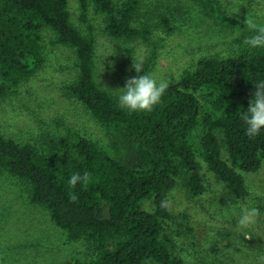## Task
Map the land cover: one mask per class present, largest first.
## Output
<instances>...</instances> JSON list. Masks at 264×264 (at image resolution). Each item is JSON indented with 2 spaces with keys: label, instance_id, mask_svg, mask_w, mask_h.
Masks as SVG:
<instances>
[{
  "label": "trees",
  "instance_id": "16d2710c",
  "mask_svg": "<svg viewBox=\"0 0 264 264\" xmlns=\"http://www.w3.org/2000/svg\"><path fill=\"white\" fill-rule=\"evenodd\" d=\"M118 1L78 0L81 21L88 23L92 5L105 15L104 30L114 40L147 42L161 27L173 31L169 13L160 12L158 22L143 19L141 0ZM193 1L221 24L237 26L218 0ZM88 27L83 33L73 24L69 0H0V99L17 94L42 68L43 32L49 29L56 43L74 49L78 79L69 88L111 139L107 148L69 129L37 147L0 134V175L7 171L29 181L31 203L46 207L69 240L92 243L97 256L76 264H186L167 225L188 234L192 223L161 202L178 185L193 198L202 196L204 164L234 198L250 195L242 172L263 167L264 129L249 138L240 115L250 106L255 83L264 81V48L201 58L171 80L162 103L129 112L97 81L95 37ZM155 56L138 76L149 74ZM85 171L91 182L71 189V175Z\"/></svg>",
  "mask_w": 264,
  "mask_h": 264
},
{
  "label": "rangeland",
  "instance_id": "374dc122",
  "mask_svg": "<svg viewBox=\"0 0 264 264\" xmlns=\"http://www.w3.org/2000/svg\"><path fill=\"white\" fill-rule=\"evenodd\" d=\"M218 2L236 27L207 16L193 0H141L143 19L152 17L158 22V14L166 12L174 28L170 33L163 27L155 30L147 42L109 37L104 30L105 15L92 5L88 23L81 21L78 0H69V8L71 20L81 32L88 33L89 25L93 28L99 85L119 97L126 80L138 77L132 67L134 61L142 62L144 68L153 53L156 56L149 74L170 83L201 58L236 56L248 48L243 41L254 33L247 29L244 20L251 13L259 24H264V0ZM43 35L46 61L42 68L20 86L17 94L0 99V134L41 147L47 139L72 129L109 148L107 131L69 88L78 79L74 49L56 43V36L49 29ZM204 173L207 190L202 196L193 198L178 185L168 198L172 212L185 213L193 227L191 233L185 234L176 224L167 225L178 253L186 264H264V165L256 173L242 172L250 190L246 199L234 198L205 164ZM29 195V181L2 172L0 264H76L97 256L92 243L69 240L50 211L31 203ZM146 207L152 210L148 203ZM241 207L260 210L256 222L244 229L237 226Z\"/></svg>",
  "mask_w": 264,
  "mask_h": 264
},
{
  "label": "clouds",
  "instance_id": "9594fccd",
  "mask_svg": "<svg viewBox=\"0 0 264 264\" xmlns=\"http://www.w3.org/2000/svg\"><path fill=\"white\" fill-rule=\"evenodd\" d=\"M244 25L254 34L245 38L243 43L252 49L264 48V24H259L251 13H248L244 20ZM235 36H239L236 33ZM132 67L137 73L143 70V63H136ZM257 91L250 102L246 112L241 113L240 119L246 125L245 133L249 138L258 136L264 129V81L255 83ZM169 88V82L164 79L157 80L152 75L146 73L138 77L128 78L126 86L121 90L118 103L121 108L129 112L151 111L155 105L162 103V98ZM92 180L91 173L85 171L83 174L73 173L68 180L71 189H75L77 184L86 187ZM77 196L72 193L70 199L74 202ZM169 201L161 202V207L167 208ZM231 207V204H229ZM260 216V210L256 207H241L237 226L240 229L248 228L254 224Z\"/></svg>",
  "mask_w": 264,
  "mask_h": 264
}]
</instances>
